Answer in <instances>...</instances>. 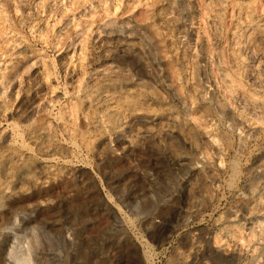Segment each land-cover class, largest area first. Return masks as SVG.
Returning <instances> with one entry per match:
<instances>
[{
    "label": "rangeland",
    "instance_id": "obj_1",
    "mask_svg": "<svg viewBox=\"0 0 264 264\" xmlns=\"http://www.w3.org/2000/svg\"><path fill=\"white\" fill-rule=\"evenodd\" d=\"M34 1L0 0V264H264V130H238L205 63L253 97L224 41L233 4L264 0H224L215 46L205 0Z\"/></svg>",
    "mask_w": 264,
    "mask_h": 264
},
{
    "label": "bare ground",
    "instance_id": "obj_2",
    "mask_svg": "<svg viewBox=\"0 0 264 264\" xmlns=\"http://www.w3.org/2000/svg\"><path fill=\"white\" fill-rule=\"evenodd\" d=\"M2 1L8 7L19 9L23 13V17H26L32 9H26V0ZM42 1L47 2L50 0H35L34 3L36 8H38L37 5L41 4ZM204 2L206 9L205 21L209 29L212 46H215L220 40V13L223 11L224 0H205ZM224 44L226 58L225 65L227 70L236 82L243 84L249 89L253 97H247L232 87V83L228 80L229 78L227 79L221 68L219 55L215 49L212 50L209 58L205 59V63L210 62L216 70L214 80L223 91L226 92L229 101L233 106V112L237 115L234 120L238 130L252 139L264 130V13L257 14L256 7H253L248 11L244 8L242 3L233 4L230 25L226 31ZM112 48L113 47L110 43L103 42L96 47L94 54L102 60H108V53ZM116 49L120 52L125 49H130L131 52L134 53L141 51V47L132 42L121 43L116 46ZM90 62L91 64L96 65L98 60H92ZM148 64L147 62L144 63L149 76L152 77V71ZM205 83L210 84L211 80L209 81L206 78ZM33 87H35V84L34 86L32 85L30 89L33 90ZM4 113L5 111L0 104V117L4 116ZM29 113H31V107ZM254 163H260L264 168V150L258 155V158ZM67 184L68 183L63 185L62 189L52 193L50 197L55 193L62 194L63 191L73 190V183L69 182V184ZM259 196L264 197V192L261 191ZM87 198H89L88 195L84 197L82 194H76L71 200L73 208L69 207L66 211H68V215L70 214V216L77 217L78 219L85 218L91 222L93 227H98L103 223V218L100 215H93L90 212V209L86 204ZM55 214L56 213H47L45 216L48 219H53L51 221L56 222L57 217Z\"/></svg>",
    "mask_w": 264,
    "mask_h": 264
}]
</instances>
